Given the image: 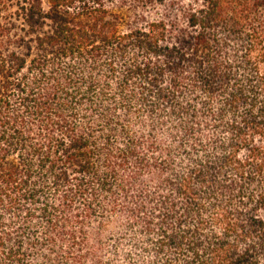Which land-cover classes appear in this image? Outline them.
Instances as JSON below:
<instances>
[{
    "label": "trees",
    "instance_id": "1",
    "mask_svg": "<svg viewBox=\"0 0 264 264\" xmlns=\"http://www.w3.org/2000/svg\"><path fill=\"white\" fill-rule=\"evenodd\" d=\"M108 252L264 264V0H0V264Z\"/></svg>",
    "mask_w": 264,
    "mask_h": 264
},
{
    "label": "rangeland",
    "instance_id": "2",
    "mask_svg": "<svg viewBox=\"0 0 264 264\" xmlns=\"http://www.w3.org/2000/svg\"><path fill=\"white\" fill-rule=\"evenodd\" d=\"M129 235V238H132L133 236L129 233L128 234ZM126 236H124V237H122L121 239H123V238H125ZM130 243H131V241H129V239H123V240H121V242H120V246H119V248H120V250L123 252V250H125V249H127L128 247H130ZM110 258H112V254H111V252H108L107 253V258H106V264L107 263H109V259Z\"/></svg>",
    "mask_w": 264,
    "mask_h": 264
}]
</instances>
